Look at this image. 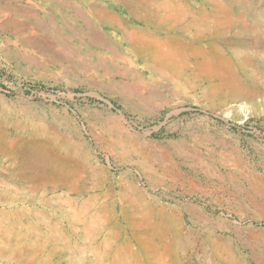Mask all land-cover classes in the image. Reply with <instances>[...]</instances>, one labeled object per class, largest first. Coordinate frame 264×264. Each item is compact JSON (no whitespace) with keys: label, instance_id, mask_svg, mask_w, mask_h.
Listing matches in <instances>:
<instances>
[{"label":"rangeland","instance_id":"1","mask_svg":"<svg viewBox=\"0 0 264 264\" xmlns=\"http://www.w3.org/2000/svg\"><path fill=\"white\" fill-rule=\"evenodd\" d=\"M219 1L235 19L225 45L212 42L229 62L223 83L187 69L165 80L115 25L102 29L104 49L86 23L99 29L94 11L104 9L176 35L154 27L163 6L209 11L206 0H0V198L4 183L14 208L105 219L96 238L81 241L73 222L67 242L30 238L23 246L40 252L5 264H264V192L247 180L264 182V0ZM48 148L68 159L64 175ZM130 197L152 212L138 214Z\"/></svg>","mask_w":264,"mask_h":264},{"label":"bare ground","instance_id":"2","mask_svg":"<svg viewBox=\"0 0 264 264\" xmlns=\"http://www.w3.org/2000/svg\"><path fill=\"white\" fill-rule=\"evenodd\" d=\"M206 1L208 2L209 5V11H204L202 8L198 7L195 11L191 12V10L188 7L183 6V4L181 3H175L173 6L172 5L163 6V10L165 11V13L160 16L156 15V18H154L155 19L154 27L155 28L160 27L161 28L160 31L163 30L165 32L175 31L176 35L164 34L158 36L153 32L155 29H152L153 30L152 31L144 26L143 27L133 26V25L127 26L121 23L119 24L118 23L119 20H117L112 15H110V13H107L106 10L104 9H98L94 11L95 12L94 15L96 16V23L99 25L101 30L100 28L96 29L97 26H94L89 21H86V23L89 24L88 26H92L94 28L93 30L95 34L94 33L93 34L96 40L98 41L99 46L104 49H108L112 45L109 46L104 43L106 37L102 33L103 31L102 29H104V27L110 28L115 25L114 28H117L121 31L122 36L130 46V50L139 53L141 51H145V56H143L145 58L144 65L149 70H151L153 74H156L164 78L165 80L166 79H169V81L173 80L175 76L178 75L181 76L183 72L187 69L192 74L198 72L204 75H215L217 76V79L220 80V83H223L225 81V76L223 75V73L225 72L226 68H228L229 65L227 64H229V62L227 63V60L225 59L226 57L224 56V53L221 50L222 48L220 49L217 45H214V43L212 42H215L216 40L217 42H220L221 44L225 45V38L223 37L225 31L224 29L228 27L230 22L232 21L235 22V19L230 15H228L229 14L227 13L228 6L227 5H226L227 7L223 6L219 0H206ZM143 3L144 2H142V4ZM142 7H145V9L152 8L151 4L148 3L146 4L144 3ZM137 19H139V21H141L144 24L148 23L149 20V18L146 17L137 18ZM189 28L193 30L192 33H186V30L188 31ZM244 29H247V27H244ZM180 32L181 34L177 35V33ZM203 41H206L207 43L206 47L201 45V42ZM235 47L237 48L238 46ZM192 60H193L192 65H189L190 61ZM12 142H13L12 139L9 140L7 145L11 147ZM47 147L50 146L47 145ZM48 149L49 150H43V152L46 153L47 156L49 155L50 157L54 158L57 163H60L57 172L59 174H63L61 168L63 166V163H65L66 160L68 159L63 155L60 156L55 154L56 148H48ZM165 158L167 157L165 156ZM21 160H24L25 167L29 165L28 160L26 158L19 159V163L21 162ZM158 160H160V158H158ZM36 161L37 158H34V160L31 159L30 163L35 167ZM12 166H13L12 173L14 177H16L21 182L23 180V178L21 177L22 175L21 171L17 169L15 165ZM172 169L173 168L171 167V170ZM170 173L173 177L179 178L180 180H185V181L188 180V177L184 176L177 169H173ZM251 175L252 176L249 179H247L251 191H253L254 193L264 192V182H262L261 179L259 180L256 176H253V174ZM191 184L193 185L192 182ZM67 185H69V190H71V191H67V193L69 194V192L70 193L73 192L76 185L72 183L71 184L68 183ZM11 186L12 185L8 186L3 183L2 187L4 188V193L3 196H1L0 198V202L2 204V207H0V264L8 263L11 260L13 261V259L15 261L20 255H22V257H31V258L34 255H37L38 252H40L39 248L23 246L25 245V241H27L30 238H33L35 241L43 240V239L48 241L51 238L52 240H57L58 242L63 243L64 241H66L65 240L66 238H64V230L66 229V230L74 231V229L72 228V223L79 222L83 226V235L81 236V241L84 240L86 241L85 238L87 235L96 238L97 236L96 234L98 233L97 229L105 221V219L100 220V218H97V216L93 214L86 215L85 212H83V214L86 216H81L79 215V213L73 212L72 215L71 214L65 216L62 215L64 218L62 219L61 217L55 215L51 211L43 212L41 209H36V208L34 209L32 207L27 208L25 206H22L20 208L19 207L14 208L12 206L15 201V198L12 196H8V194H10V191L13 189ZM13 190L16 191V189ZM92 199L95 200L94 196L92 197ZM61 200L62 199L57 197L56 203L59 204L60 202H62ZM26 201L27 200H25V202ZM69 202H71V200ZM65 203H67V201ZM128 203L130 207L133 208V210H135L137 213L138 211L141 212L142 215L144 213L147 216V214L152 212L151 210L147 209L148 207H146V205L148 206L149 203L144 202L143 200L140 201L137 198L130 197ZM89 206H93V208H95L94 207L95 205L93 203L83 202L82 204V207L85 208H88ZM260 211L262 212L261 209ZM252 236L254 239L257 238L255 234H252ZM152 249L155 250V248ZM55 250L56 248L48 251L47 255H53L54 253H56ZM71 255L73 256V254ZM71 260L72 257L69 256L68 261Z\"/></svg>","mask_w":264,"mask_h":264}]
</instances>
